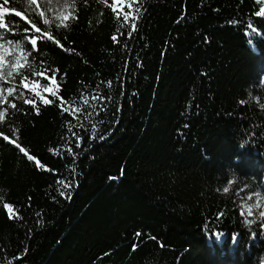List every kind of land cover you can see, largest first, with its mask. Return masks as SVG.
I'll return each mask as SVG.
<instances>
[{
    "label": "trees",
    "instance_id": "trees-1",
    "mask_svg": "<svg viewBox=\"0 0 264 264\" xmlns=\"http://www.w3.org/2000/svg\"><path fill=\"white\" fill-rule=\"evenodd\" d=\"M129 3L77 0L62 47L38 41L62 106L27 68L0 80V133L35 158L0 136V264H264V0Z\"/></svg>",
    "mask_w": 264,
    "mask_h": 264
},
{
    "label": "snow or ice",
    "instance_id": "snow-or-ice-1",
    "mask_svg": "<svg viewBox=\"0 0 264 264\" xmlns=\"http://www.w3.org/2000/svg\"><path fill=\"white\" fill-rule=\"evenodd\" d=\"M87 2V0H85ZM143 0H131V3L128 4V7L131 8L133 3H142ZM20 4L23 7L20 9H17L15 7L16 4ZM57 5L56 9H53L50 7L51 5ZM9 5H13V7H9ZM77 0H0V29L4 31H0V40H6V33L13 31V28L16 29L17 32H19V22L12 19V14H14L16 17H19L21 21H24V23L28 24L30 27L24 28L23 32L25 33L23 40L28 41L31 43L32 48L26 49L24 47L22 40H6V43L9 45V47L13 50V52H16V50H19V55L14 56V60L12 62V70L7 73L9 77L13 75V72L20 73V69L27 68L29 71L32 72L33 75H39L43 76L45 79H48L50 83L55 85V90L51 87H45L43 85H40L41 87H44V91L48 92L54 99L49 100L46 98H43V103L45 105L48 104H54L55 101L58 99L61 102V106L64 104V98L59 95V83L57 82L56 75L59 72V69L53 70L51 76L49 77L47 75L48 69H44L43 71H38L35 69L32 64L29 62V58L31 57L33 52L39 51L38 41L44 39L45 37L49 41H54L58 46L60 45L59 40H57L51 33H50V26L55 23L56 27H64L67 28L70 26V23L72 20H75L77 18ZM56 11L57 14L55 17H47L46 12H52ZM115 11V9H113ZM136 16L134 17L132 15V12H128L127 14H124L123 19L127 23L130 19L135 20L140 15V8L135 9ZM7 14V15H6ZM120 15L119 13L117 14ZM257 15L264 16V9H261L260 12L257 13ZM33 16H38L40 19L39 21L36 19H33ZM58 21V23H56ZM42 22L43 25L49 26L48 28L40 27L38 26V23ZM132 31L134 32L136 28L138 27L137 24L132 23L131 25ZM249 33L254 35L257 33V29L253 26L252 23H249L248 25ZM39 34V35H37ZM131 34V33H129ZM113 40H116V37H113ZM0 49H4V44H0ZM5 52H7V49H4ZM3 60L4 57L0 56V67L3 66ZM17 65H19V68H17ZM4 79L3 73L0 72V80ZM37 84H39V81H36ZM21 84L24 87H28V77L23 76V79L21 81ZM8 94L11 95L13 90L8 89ZM23 96V93L20 94ZM36 95H39V93H36ZM0 102H3V99H0ZM25 103H32L33 107H35V101H28L25 100ZM84 103L87 104L88 100L85 98ZM11 107L15 108L16 105H11ZM37 114H39V108H36ZM83 110L80 108L73 109V112L80 113ZM6 116L5 110H0V121H3ZM0 136H3V139L8 141L9 143H12L15 145L16 148L19 149L21 153L24 154L25 157L29 161L34 160L35 158L28 153V151L23 148L17 140L19 139L16 137V139H10L8 136L3 135L0 133ZM244 145L242 144L241 147ZM38 163V162H37ZM63 183V182H61ZM231 184V181L229 182ZM64 187L67 188L68 185L64 184ZM230 188L225 187L223 191L225 193L229 192ZM61 195H64V193H61ZM257 196H260V193L256 194ZM248 199H252V197H249ZM257 205H252L251 207H256ZM251 207L247 209L248 214L251 215ZM4 208L9 210V218L15 219L19 218L17 216L18 209L13 208L11 205L5 203ZM261 216H264V212L260 213ZM140 234L137 233V236Z\"/></svg>",
    "mask_w": 264,
    "mask_h": 264
},
{
    "label": "rangeland",
    "instance_id": "rangeland-1",
    "mask_svg": "<svg viewBox=\"0 0 264 264\" xmlns=\"http://www.w3.org/2000/svg\"><path fill=\"white\" fill-rule=\"evenodd\" d=\"M0 44H3V43L0 42ZM4 49H7V52H5ZM4 49H0V56L4 57L3 66L0 67V72H2L3 76H4V79H2V81L8 82L9 76L7 75V73L12 70V62L14 60L15 55L13 54V52L10 49H8L6 47L5 44H4ZM16 56H18V55H16ZM17 68H19V65H17ZM15 73L16 72H13V74H15ZM8 89H9L8 86H4V85L0 84V99L4 98V96L8 94V91H7ZM255 210L257 211L256 214H258L257 221H262V223H263L258 228V231H259L258 239L264 240V216L260 215L261 212H264V206L257 205L255 207ZM242 212H243V216H245V217H251L252 216V215L248 214L247 208H243ZM246 222H247V220H246Z\"/></svg>",
    "mask_w": 264,
    "mask_h": 264
}]
</instances>
